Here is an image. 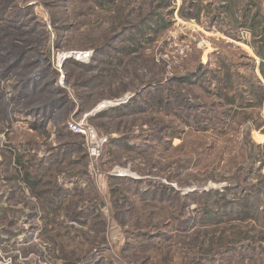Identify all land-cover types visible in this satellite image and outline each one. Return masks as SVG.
<instances>
[{
	"label": "rangeland",
	"instance_id": "1",
	"mask_svg": "<svg viewBox=\"0 0 264 264\" xmlns=\"http://www.w3.org/2000/svg\"><path fill=\"white\" fill-rule=\"evenodd\" d=\"M160 2L0 0V264H264V0Z\"/></svg>",
	"mask_w": 264,
	"mask_h": 264
},
{
	"label": "trees",
	"instance_id": "2",
	"mask_svg": "<svg viewBox=\"0 0 264 264\" xmlns=\"http://www.w3.org/2000/svg\"><path fill=\"white\" fill-rule=\"evenodd\" d=\"M225 1H229V2L224 3V5H225L224 10H226L227 7H228V9L230 8L233 0H225ZM255 1L256 0H253V3ZM174 3H175V0H161V2L158 4L157 10L158 9H165V8L169 9L174 5ZM226 3H227V5H226ZM246 6H247V4H246ZM179 15L184 19L195 18L198 20L200 17V14L193 15V14H188L185 11H180ZM243 15H244V20H242V21H244V22L243 23L240 22V25L244 24L245 27H247V29H249L253 33L254 36H260V39H257L254 42V44H251V46L254 48L256 54L259 56L260 62L258 63V65L255 63L252 64L251 69L253 71V69L258 68V70H259V72L262 75L263 80H264V26L261 27V22H262L261 16H260V13H255L252 16V20L250 22L248 20H245V16L250 18L249 12H245ZM147 19H149V20L148 21L142 20L138 24H136V27H137L138 31L140 32V34H143L144 40L154 41L155 40L154 35H159L163 30H165L167 27H169L170 22H169L168 18L166 17V15H164L163 13H155L154 12ZM236 20L238 21V19H236ZM147 31H150V33H151L150 36H147L146 34H144V33H147ZM224 32L231 37H235V36H233L234 34H232L231 31H229V30H225ZM135 43L137 44V46L140 45V42L135 41ZM135 49H139V48L135 47ZM198 68H199L198 71H194V73L195 72H198V73H195V74L191 73V74H193L197 77L201 73L200 71L202 69V66H200ZM231 69L232 68L229 67V65L227 64L223 68V72H221L222 69H220V74H222L223 76L220 77L219 73H217V72H215L213 74L214 78L215 77L219 78V84H216L215 88H214L215 90L219 91V94H220V91L227 89V87L229 85H232L233 82L235 81L234 80L236 78L235 73ZM239 77H242V76L240 75ZM239 81H244L243 82L245 85L244 92H246L251 97V99L256 98L257 102H258L257 107H261L264 103V84L260 80V78H258L255 75H252L249 77H245L244 80L239 79ZM228 82H229V85H228ZM245 98L246 97H245L244 93L240 92V90H238V92H235V94L231 96L229 94L228 89H227L226 100H227L228 104H236V106L241 107L242 104H244ZM251 107H254V105ZM260 126H261V124L258 125V127H260ZM70 136L71 137H77V136H80V134L71 131ZM20 158L21 157H18V160ZM29 181L32 185H35L31 179H29ZM220 196L223 197V195H220ZM208 197H209V200H212L210 195ZM248 208H249V206L248 207L245 206V209L249 210ZM247 213L248 212L245 211V215ZM240 215H244V212L241 213ZM241 217H243V216H241Z\"/></svg>",
	"mask_w": 264,
	"mask_h": 264
},
{
	"label": "built area",
	"instance_id": "3",
	"mask_svg": "<svg viewBox=\"0 0 264 264\" xmlns=\"http://www.w3.org/2000/svg\"><path fill=\"white\" fill-rule=\"evenodd\" d=\"M70 127L72 130L85 136L89 154L92 157H98L100 155L103 140L99 138L94 128L79 121H72Z\"/></svg>",
	"mask_w": 264,
	"mask_h": 264
}]
</instances>
